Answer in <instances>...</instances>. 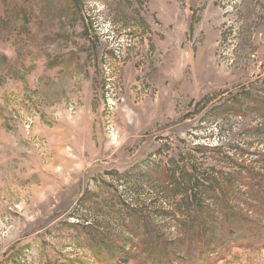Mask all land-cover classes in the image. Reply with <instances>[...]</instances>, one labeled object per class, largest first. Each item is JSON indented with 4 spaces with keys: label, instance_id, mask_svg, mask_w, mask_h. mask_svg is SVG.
Instances as JSON below:
<instances>
[{
    "label": "rangeland",
    "instance_id": "obj_1",
    "mask_svg": "<svg viewBox=\"0 0 264 264\" xmlns=\"http://www.w3.org/2000/svg\"><path fill=\"white\" fill-rule=\"evenodd\" d=\"M262 115L264 0H0V264H264Z\"/></svg>",
    "mask_w": 264,
    "mask_h": 264
},
{
    "label": "trees",
    "instance_id": "obj_2",
    "mask_svg": "<svg viewBox=\"0 0 264 264\" xmlns=\"http://www.w3.org/2000/svg\"><path fill=\"white\" fill-rule=\"evenodd\" d=\"M263 116V122H264V115H262ZM262 126H264V123L262 124ZM253 196V195H252ZM256 197H257V195H256ZM255 200L257 201V199L255 198ZM246 211H251V210H246ZM258 211V210H257ZM243 214H245V212L243 213ZM238 217H241V215H237ZM237 216H236V214H234V220L235 221H237L238 219H237ZM246 219H248V217L246 218ZM252 221V219L250 218L249 219V221ZM257 221V220H256Z\"/></svg>",
    "mask_w": 264,
    "mask_h": 264
}]
</instances>
